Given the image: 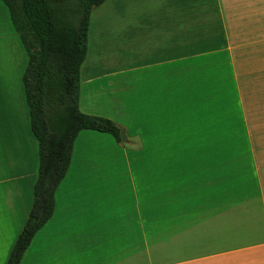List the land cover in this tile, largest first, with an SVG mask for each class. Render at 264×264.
<instances>
[{"label":"rangeland","instance_id":"1","mask_svg":"<svg viewBox=\"0 0 264 264\" xmlns=\"http://www.w3.org/2000/svg\"><path fill=\"white\" fill-rule=\"evenodd\" d=\"M203 3L208 4V0H106L91 11L90 60L95 59L97 67L96 50L100 48L108 55L109 68L128 69L149 61L150 52L156 53L168 45L170 32L164 19L177 21L181 13ZM172 33L179 37V24ZM176 53L167 59L172 70L169 74L160 73V82L151 72L146 80L142 75L134 94L133 75L128 72L117 86L109 87L111 95L97 98L99 101L90 97L83 102V110L93 104L116 114L134 110L133 117L132 112L129 114L131 122L124 126L128 142L115 144L106 136L82 131L83 135L75 141L73 164L66 177L88 181L76 185L82 199L100 190L110 195L123 194L125 200L116 201L124 200L127 211L138 184L141 193H147L150 183L152 192L157 194L171 189L173 196L179 193L190 201L197 199L190 202L196 213L201 212L197 207H203L212 197V185L228 181V192L236 196L235 220L246 230V236L237 245H253L254 260H264V107L262 112L255 91L229 86L226 73L213 79L221 86L219 89L207 91L209 79L204 73L216 60L189 59L187 66ZM26 62L7 8L0 1V225L10 221L14 228H18L24 216L20 212L17 218L14 211H21L22 206L16 208L15 201L21 196L24 202L26 195L33 199L32 187L39 166L38 143L30 131L22 86ZM140 72L143 74L142 69ZM153 78L158 86L148 87ZM111 82L114 86L115 82ZM128 98L129 104L124 103ZM132 102L136 104L133 106ZM144 144L149 147V154L136 153Z\"/></svg>","mask_w":264,"mask_h":264},{"label":"crops","instance_id":"2","mask_svg":"<svg viewBox=\"0 0 264 264\" xmlns=\"http://www.w3.org/2000/svg\"><path fill=\"white\" fill-rule=\"evenodd\" d=\"M181 14L177 21L174 18L164 19V25L168 27L166 30L170 32L166 42L168 45L156 53L150 52L149 61L138 62L128 69L109 68L106 61L108 55L100 48L96 50V67L93 63L95 59L90 60L88 43L86 58L80 69L79 109L85 114L109 118L120 127H126L131 122L129 114L132 112L133 117L134 110L124 112V115L116 114L112 109H98L95 104L83 110V102L86 103L90 97L105 99V96L111 95L109 87L117 86L128 72L133 75V92L136 94L142 82L141 76L146 80L151 72L159 81L160 73L167 74L172 70V64L167 59L178 52L176 56H180L187 66L189 59H197L198 62L215 59L204 73L209 79L206 90L219 89L221 86L214 83L213 79L226 73L229 86L257 93L263 112L264 0H208V4L203 3L199 8L188 9ZM203 16L206 19H201ZM178 24L180 34L174 37L172 32ZM184 71L187 72L186 66ZM112 80L114 86H111ZM154 81L153 78L148 87L149 84H158L157 80ZM134 94L131 99H134ZM129 101L130 98L123 102L129 104ZM135 104L132 102L133 106ZM138 111L143 112L141 108ZM93 132L111 138L118 144L107 133ZM80 135H83L82 131L77 138ZM151 136L148 134V137ZM145 151L149 154V147L144 144L136 153ZM262 154L263 166V148ZM73 155L74 147L72 158ZM72 158L66 176L72 167ZM147 164L151 169L150 160ZM66 176L56 189L51 218L35 234L20 264H264V260H254L253 245L243 242L239 247L237 245L238 240L246 236V230L242 229L241 222L235 220L236 196L228 192V186L231 185L228 181L212 185V197L208 202L203 207H197L196 203L195 208L201 209L199 213L194 211L193 206L190 207V202H197V199L190 201L179 193L173 196L171 189L157 194L155 190L152 192L150 183L147 193L145 190L141 193L138 184V191L133 195L130 209L126 211L123 194L110 195L100 190L82 199L78 196L76 185L88 181L68 180ZM19 198L15 206H22V210L14 213H17V218L21 216L20 212L24 216L18 228H14L15 224H10V221L0 225V264H6L30 211L31 198L27 199L26 195L24 202L21 196ZM118 198L124 200L116 201ZM12 229L15 231L13 234Z\"/></svg>","mask_w":264,"mask_h":264},{"label":"trees","instance_id":"3","mask_svg":"<svg viewBox=\"0 0 264 264\" xmlns=\"http://www.w3.org/2000/svg\"><path fill=\"white\" fill-rule=\"evenodd\" d=\"M24 48L22 86L30 131L38 143V175L26 221L6 264H20L35 234L51 218L55 192L83 130L111 135L120 126L79 109L80 69L86 58L91 11L106 0H0Z\"/></svg>","mask_w":264,"mask_h":264},{"label":"water","instance_id":"4","mask_svg":"<svg viewBox=\"0 0 264 264\" xmlns=\"http://www.w3.org/2000/svg\"><path fill=\"white\" fill-rule=\"evenodd\" d=\"M119 133H120L121 141H122V142H126V141H127V137H126V135H125L124 128H120Z\"/></svg>","mask_w":264,"mask_h":264}]
</instances>
